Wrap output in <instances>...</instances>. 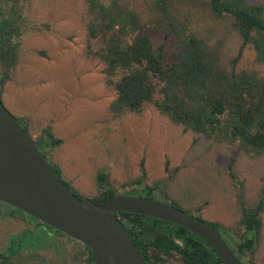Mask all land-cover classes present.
I'll list each match as a JSON object with an SVG mask.
<instances>
[{"label": "rangeland", "instance_id": "obj_1", "mask_svg": "<svg viewBox=\"0 0 264 264\" xmlns=\"http://www.w3.org/2000/svg\"><path fill=\"white\" fill-rule=\"evenodd\" d=\"M123 1L140 11L146 33L155 46H164L167 58L171 57L176 36L160 26L161 15H150L143 0ZM247 1L264 6V0ZM17 2L24 14V34L19 62L11 71V79L2 84V96L12 93L9 100L3 98V104L21 121L23 111L35 139L47 126L63 139L52 154L48 151L47 161L60 166L61 178L70 188L92 197L98 171L106 170L110 182L118 186L139 177L144 165L146 184L163 181L155 191L156 199H175L188 212L218 223L228 240L229 234L222 227L232 228L237 239L242 232L240 208L237 185L228 170L230 156L237 151L235 145L221 135L211 138L185 130L152 103L140 112L117 116L109 108L117 96L116 89L107 83L104 63L92 53L103 46L105 35L100 31L96 38L89 37V24L94 18L87 1ZM175 2L172 13L185 25L186 32L193 31L208 44L219 46L225 68L255 70L264 76V64L257 60L253 45L244 43L231 16H214L206 0ZM160 96L157 93V98ZM234 172L244 182L247 202L254 204L264 188V156L238 152ZM127 189L130 191L123 193L119 188L118 194L142 195L131 187ZM262 219L261 242L248 256L256 264H264V212ZM39 223L0 201V249L5 250L11 239L17 238L25 246L14 257L16 264H88L82 242L48 231ZM40 245L43 248L30 250ZM164 264L181 262L174 259Z\"/></svg>", "mask_w": 264, "mask_h": 264}, {"label": "trees", "instance_id": "obj_2", "mask_svg": "<svg viewBox=\"0 0 264 264\" xmlns=\"http://www.w3.org/2000/svg\"><path fill=\"white\" fill-rule=\"evenodd\" d=\"M9 1L13 3L12 6ZM86 1L94 18L89 24V37L96 38L100 31L105 35L103 46L92 53L104 63L107 83L114 86L117 92L116 98L110 103V111L120 116L126 112H140L147 103H152L160 113L174 124L182 125L185 130L203 133L211 138L221 135L223 140L235 145L237 151L230 156L228 170L237 185L240 208L238 223L242 232L236 239L231 233L232 228L222 227L229 234L228 240L218 223H210L222 233L244 264H256L248 256L255 251L262 238L264 188L257 201L249 204L244 182L235 174L234 164L238 152L264 156V76L255 70L225 68L219 46L208 44L193 31L186 32L185 25L172 13L176 0H143L150 10L149 14L156 17L159 13L162 17L160 26L176 36V49L169 58L165 55L163 45L155 46L153 39L146 33V24L142 22L140 11L129 2ZM206 1L214 16L233 18L234 27L244 43L253 45L257 60L264 64V6L251 4L247 0ZM23 22L24 14L17 0H0L1 98L2 84L11 79V71L19 62ZM131 32H134L132 37ZM120 71L121 76L115 80L114 77ZM157 93L161 95L159 98ZM18 120L46 159L47 149L51 151L63 143V139L53 133L51 126L43 128L35 139L28 124L20 118ZM51 166L59 176L62 175L59 165ZM146 173L145 166L141 165L139 177L113 186L108 172L100 170L96 175V194L89 198L103 203L119 193V188L123 189V193L130 191L128 187L139 191L142 194L139 196L155 198V191L163 185V181H157L154 185L146 184ZM66 184L71 187L69 183ZM77 195L87 198L79 192ZM170 201L183 209L175 199ZM114 214L132 235L147 264H164L174 259H179L181 264H225L204 239L186 227L127 211ZM28 231L26 235H29ZM61 233L58 231L57 234ZM10 243L5 250L0 249V264H16L14 257L25 246L17 242V238H12ZM84 246L89 252L87 263L95 264L92 249ZM41 248L43 245L30 250Z\"/></svg>", "mask_w": 264, "mask_h": 264}, {"label": "water", "instance_id": "obj_3", "mask_svg": "<svg viewBox=\"0 0 264 264\" xmlns=\"http://www.w3.org/2000/svg\"><path fill=\"white\" fill-rule=\"evenodd\" d=\"M0 201L89 246L95 264H147L114 212L127 211L186 227L204 239L225 264H244L210 222L173 203L115 194L103 203L81 198L59 176L0 95Z\"/></svg>", "mask_w": 264, "mask_h": 264}, {"label": "crops", "instance_id": "obj_4", "mask_svg": "<svg viewBox=\"0 0 264 264\" xmlns=\"http://www.w3.org/2000/svg\"><path fill=\"white\" fill-rule=\"evenodd\" d=\"M11 97H12V93H11V94L8 93L6 97L2 96V101H3V98L9 100ZM19 112H20V111H19ZM31 116H32V117L35 116L33 112H32V114H31ZM20 117H21V118L24 120V122H26V123L28 124V126H29L28 119L23 115V111L20 112ZM25 118H26V119H25ZM36 120H37V119H36ZM38 120H40V117L38 118ZM38 122H39V121H38ZM46 122H47V121H46ZM30 132H31V131H30ZM33 138H34V137H33ZM47 150L49 151V153L52 154V151H53V150H51V151H50L49 149H47ZM53 157H54V159H56V156H55V155H53Z\"/></svg>", "mask_w": 264, "mask_h": 264}, {"label": "flooded vegetation", "instance_id": "obj_5", "mask_svg": "<svg viewBox=\"0 0 264 264\" xmlns=\"http://www.w3.org/2000/svg\"><path fill=\"white\" fill-rule=\"evenodd\" d=\"M39 227H43V228H45L46 230H48V231H52V232H55L56 234L58 233V232H56L51 226H47L46 224H44L43 222H40L39 223ZM61 234H63V235H67V234H64V233H61ZM67 236H69V235H67ZM83 249H84V251L87 253V256H88V258H89V252H88V250H87V248L83 245Z\"/></svg>", "mask_w": 264, "mask_h": 264}]
</instances>
